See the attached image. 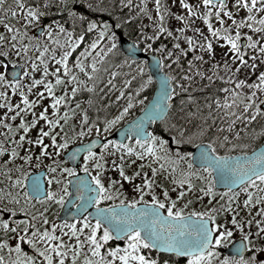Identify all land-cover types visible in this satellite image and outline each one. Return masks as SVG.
<instances>
[{
    "label": "snow or ice",
    "instance_id": "snow-or-ice-1",
    "mask_svg": "<svg viewBox=\"0 0 264 264\" xmlns=\"http://www.w3.org/2000/svg\"><path fill=\"white\" fill-rule=\"evenodd\" d=\"M75 2L0 0V264H264V0H231L230 6L229 0H202L201 27L210 37L201 27L184 37L194 53L187 70L179 63L187 57L184 47L160 44L154 71L131 51L119 64L111 60L117 32L132 15L117 13L112 23L111 17L86 18ZM119 3L131 6V0ZM179 4L196 16V5ZM85 7L114 10L105 0ZM154 7L160 23L152 25L153 33L136 26L137 44L172 35L162 26L168 9L159 0ZM49 13H66L70 25ZM179 19L184 27L175 29L177 39L191 26L184 15ZM213 41L228 45L232 55L222 52L223 62L216 59ZM144 47L148 51L152 44ZM123 66L126 71L118 72ZM195 77L208 84H196ZM137 79L134 95L126 90ZM215 81L223 82L220 94L206 92L202 100L191 94ZM154 82L158 87L147 99L142 89ZM12 93L19 94L15 103ZM137 104L143 105L140 115L124 120L119 138L111 135ZM41 119L47 127L33 139L28 133ZM243 138L254 145L260 138L262 146L234 151L248 148L239 143ZM76 140L79 145L69 149ZM41 157L48 158L46 183L30 166ZM66 202L72 207L63 208ZM197 202L200 210L189 208ZM114 237L122 242L106 244Z\"/></svg>",
    "mask_w": 264,
    "mask_h": 264
},
{
    "label": "rangeland",
    "instance_id": "rangeland-1",
    "mask_svg": "<svg viewBox=\"0 0 264 264\" xmlns=\"http://www.w3.org/2000/svg\"><path fill=\"white\" fill-rule=\"evenodd\" d=\"M132 1H133L134 5H135L136 11L142 16V22L144 24V31L149 32V33H153L154 31H156V29H154L152 27L153 24H159L160 23V20L157 17L156 9L154 7V5L156 3V0H143V3L141 2V0H131V2ZM159 2L161 4L162 8L168 9L167 12L163 13L164 20H163V25L162 26L166 27L172 33V35L170 37L174 38V42L179 43L181 47H184L186 49V51H191V55H193L194 54L193 50H187V41L185 40L184 37L188 36V35H193L194 34L193 33V28L201 27L203 25L202 16L199 15V13L203 11V7H204L203 4H202V0H186L187 3H191V4L197 6L198 11H197V9H194V11H196V16L195 17L188 16V13H187L185 7L179 4V0H176L175 3H173L172 0H159ZM230 5H231V0H229V6ZM145 6H146V11H142V8H144ZM241 12L244 13V12H246V10L242 9ZM148 13H151V19L149 18ZM180 15H184L185 18L189 21L191 26L186 28L185 32L179 37V39H177V33H176L175 29L179 28V27H184V21L179 19ZM237 15L239 17L240 14H237ZM210 18L213 19V21H214V17H210ZM215 23L216 22L214 21V26H215ZM205 27H201V30L205 32V35H208L210 37L211 34H209V33H207L205 31ZM243 30L247 31L246 28L243 29ZM113 31H114V29H113ZM196 35L198 36L199 34H196ZM117 38H118V34H117ZM147 43H151L152 44V41L147 42ZM172 47H173V45H172ZM172 47H168V48H172ZM213 48H214V50L216 52V59L221 60V62H223V59H224V57L221 56L222 52H227L229 56L232 55V53L230 52V47L228 45L221 46V45L217 44L215 41H213ZM74 50H73V55L70 57V61H74V59H75V53L77 52V50L76 51H74ZM149 50H153V48H151ZM195 51L198 52L199 51V47H197V49H195ZM229 63H231V61H229ZM165 65L167 66L166 69L168 71L167 58L165 60ZM134 67H135V65H133V68ZM145 67L147 68L146 63H145ZM173 68L175 69V71H179V69H177L176 65H173ZM0 70H4V68L0 67ZM221 72L223 73L222 69H221ZM38 74L39 73H36V75H38ZM240 74L244 75V71L241 70ZM105 76H107V73H105ZM81 78H84L82 73H81ZM122 79H123L122 76H121V78L119 80L117 79V86H119L120 80H122ZM249 79H251V77H249ZM37 87H39V86H37ZM244 90L247 91L246 86H245ZM35 91H36V89H33V94H34ZM60 91H62V88H58L57 89V92H60ZM29 95H30V98H31L32 94H29ZM93 95H94L95 98H98V96H102L103 93L101 92L99 94H93ZM109 95L110 96H114V93H110ZM47 101H48V98L45 97L44 100H43V103H47ZM100 102L101 103H106V100L105 101H100ZM124 102L125 101L122 100L121 102H119L118 105H114L111 108V112L115 113L118 110V107L120 105H122ZM61 107H63V106H61ZM141 107H143V105H140V104L134 105L133 108L130 110V113L128 115H126L123 118V120L118 122L114 126L113 130L116 129L117 127H119L121 124H123L124 120H129L130 117H131V114L132 113L136 114L137 110H140ZM39 108H40V105H37L34 110L38 111ZM49 111H51V107L50 106H49ZM23 114H24L26 119H30V113L25 112ZM102 114H103V112H102ZM42 126L45 127V128L47 127L46 125H44L43 120L41 119V120L38 121L36 126H34L33 128L30 129V132L28 133V135H30L33 139H35L37 134H38L39 128L42 127ZM237 126L239 127V125H237ZM94 134L95 133L93 132V135ZM244 139L245 138H243L241 141H239V143H245ZM43 140H44L45 143L49 142V138L48 137H44ZM258 140L260 141V138L257 139V141L255 142V145L248 140V150L249 151L252 150L254 146L256 147V146L259 145L260 142ZM76 142H79V140L73 141L69 145V147L72 144L76 143ZM24 147H28L27 142L24 143ZM32 147H33L35 152L39 151V146H32ZM50 147H51V145H50ZM242 149L243 148H239V147L237 148V150H242ZM21 152L23 153L22 149H21ZM61 158L63 159V155L61 156ZM47 160H48L47 157H41L39 162H37L35 159H33L32 164L30 166L34 170L36 167L39 168L41 166H45L47 164ZM137 163H139L138 160H137ZM126 170L127 171H131V169H126ZM205 175H207V174H205ZM157 191H160V190L157 189ZM129 194L132 195L133 193L129 192ZM172 195H175V192H173ZM150 198H151L150 194H146V199H150ZM216 199H219V198L217 197ZM205 202H207V198L206 197H205ZM53 207H55V205H53ZM200 207H201V205L199 204V202L189 206V208H196L197 210H200ZM188 210L189 209H185V211H188ZM9 236L11 238V233H9Z\"/></svg>",
    "mask_w": 264,
    "mask_h": 264
},
{
    "label": "trees",
    "instance_id": "trees-1",
    "mask_svg": "<svg viewBox=\"0 0 264 264\" xmlns=\"http://www.w3.org/2000/svg\"><path fill=\"white\" fill-rule=\"evenodd\" d=\"M89 2H92V0H77V5H78L77 9L81 12H84L86 15V18H95L97 20H106V19H109L111 17L110 23H112V22H115L117 13H119V15L121 17H125L127 15H132L133 20L127 22V24L125 26L121 27V29L119 31L123 32L128 37H130L134 40L138 39L139 27H136V26H142L144 28V24L142 22V16L140 14H139V16L136 15V13H138V12L136 11V8H135L133 1L131 2V6H129L128 3H125L124 6L121 7L119 0H105L106 3L113 4V8H114L113 11H106V12H101V11H99V9H95V8H93V9L86 8L85 4L89 3ZM60 17L65 21V23L70 24V22L65 19L66 14L61 15ZM150 41H152V40L140 41V44L143 46L147 42H150ZM173 42H174L173 37H170L167 34H161L159 37H157V39L155 41H152V48L156 49L157 47H159L160 44H164L166 47H172ZM124 56L125 55L117 48V53H114L112 55L111 60L115 61L116 64H119ZM192 57H193V55H191V51H187V57L182 58L180 60L179 63L181 66H183L185 68V70H187V59L192 58ZM165 60H166V58H165ZM200 63H202V62L194 61V64H200ZM166 67L167 66L165 65V68ZM203 67L208 68L209 66L207 64H203ZM126 69H127V66H123L121 68H118L117 71L123 72V71H126ZM177 69H179V68L177 67ZM120 78L121 77H118V79H120ZM194 79H195L196 84H201L202 80H203V84H208L207 79L200 78V77H195ZM138 83H139L138 79L136 81L131 82L129 88L126 91H133L134 92V89ZM153 85H154V83L150 84L148 89H142V95L145 98H147L151 94L152 89H153ZM220 87H223V82L222 81H215L207 89H204L203 91H201L200 89H196L195 91H192L191 94L196 96L200 100H202L206 92H217V94H220L217 91L218 88H220ZM187 94L188 93H181L180 95L186 96ZM134 95H135V92H134ZM11 96H12V102L13 103L17 102L20 99L18 93H12ZM78 97H79V95H78ZM86 98H87V93L85 92V99ZM174 99H177V98H174ZM22 106L23 105L21 103V107ZM4 110L5 109L0 108V112H3ZM137 112H139V110H137ZM9 115H11V113H9ZM134 115H135L134 113L131 114V116H134ZM13 123H18V119L16 121H13ZM3 131H4V129L0 128V132H3ZM9 138H11V137H9ZM0 139H3V136H0ZM191 147H192V145L190 146V150H191ZM155 254L156 253H153V255H155Z\"/></svg>",
    "mask_w": 264,
    "mask_h": 264
},
{
    "label": "water",
    "instance_id": "water-1",
    "mask_svg": "<svg viewBox=\"0 0 264 264\" xmlns=\"http://www.w3.org/2000/svg\"><path fill=\"white\" fill-rule=\"evenodd\" d=\"M129 45H132L131 49H129ZM119 47L122 50L123 53H125L126 55L128 54L129 51L135 53V57L136 59H146L147 61V65L149 68V71H154L155 67H156V63L157 61L155 59H153V56H159L157 53L155 52H151V51H145L139 44L135 43L134 40H131L129 37H127L126 35H124L123 33L120 34V39H119ZM12 66L9 65L8 69H9V74L11 71ZM22 70V69H21ZM163 71H166L163 69ZM158 87V83H155V88L154 90ZM154 92V91H153ZM151 99V98H150ZM140 115V112L135 116L138 117ZM120 128V127H119ZM117 128V129H119ZM116 130L113 131V133L111 135L119 138L120 133ZM92 138V137H91ZM90 138V139H91ZM89 139V140H90ZM80 142L75 143L74 145H72L69 149H71L73 146H78ZM262 145L258 146L257 148L261 147ZM196 146L192 149L195 150ZM99 149L98 147H94V150ZM77 160H82L81 156H77ZM78 166V165H77ZM46 171V169H41L38 171H35L34 173H37L38 175H40L41 181L43 183H46L45 180V176L42 175V173ZM77 175H84L83 172H79ZM73 195V192L70 190V197ZM72 207V205H69L67 202L65 203V205L63 206V208H69ZM63 208L59 214V218L63 219L64 218V213H63ZM88 211H91V207H89ZM117 238V237H116Z\"/></svg>",
    "mask_w": 264,
    "mask_h": 264
},
{
    "label": "flooded vegetation",
    "instance_id": "flooded-vegetation-1",
    "mask_svg": "<svg viewBox=\"0 0 264 264\" xmlns=\"http://www.w3.org/2000/svg\"><path fill=\"white\" fill-rule=\"evenodd\" d=\"M74 7H76L77 8V0H76V2L74 3V5H73ZM66 13H55V14H53V13H49V16H51V17H53V18H55L56 16H61V15H65ZM61 18V17H60ZM61 20H62V22H65L62 18H61ZM47 22V21H46ZM70 22V21H69ZM66 24V27L67 26H69L70 24H67V23H65ZM32 31L34 32V34H35V30L34 29H32ZM114 31H116L115 29H114ZM120 32L121 31H118L117 32V34H118V36H119V34H120ZM83 45L81 44V45H78L77 46V49H79V48H81ZM256 123L257 124H259L260 123V120L258 119L257 121H256ZM91 136H88V135H86L85 137H84V139L86 140V139H88V138H90ZM245 140V143H248V139L247 138H245L244 139ZM259 141V140H258ZM260 142V141H259ZM261 143H259V145H260ZM258 145V146H259ZM257 147V146H256ZM234 151H236V152H243V151H248L249 152V150H248V148L247 149H242V150H234ZM251 151V150H250ZM66 163H67V161H66ZM44 166H41V167H39V168H35L33 171H35V170H38V169H42ZM78 172H80V171H78ZM77 172V173H78ZM113 176H117L118 174L116 173V171H113ZM66 176H67V174H65ZM46 180H47V177H46ZM122 183L124 184V188H125V190H127L128 189V187H129V185H128V183L127 182H124V181H122ZM133 195V194H132ZM129 196H131L130 194H129ZM106 203H111V201H106ZM61 209L62 208H58L57 209V213L56 214H58L59 215V212L61 211ZM50 212H51V210H50ZM51 218H52V216L50 215V220H51ZM122 242V240H116V239H114L113 238V240L112 241H109V242H106V244H110V245H112V246H114V244L115 243H121ZM22 246L23 247H25V248H27L28 250H31L30 249V247L27 245V243L26 242H23V244H22Z\"/></svg>",
    "mask_w": 264,
    "mask_h": 264
}]
</instances>
